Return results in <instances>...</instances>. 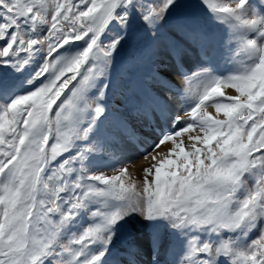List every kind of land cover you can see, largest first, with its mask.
I'll return each instance as SVG.
<instances>
[{
    "label": "snow or ice",
    "instance_id": "6c2138e0",
    "mask_svg": "<svg viewBox=\"0 0 264 264\" xmlns=\"http://www.w3.org/2000/svg\"><path fill=\"white\" fill-rule=\"evenodd\" d=\"M0 264H264V0H0Z\"/></svg>",
    "mask_w": 264,
    "mask_h": 264
},
{
    "label": "rangeland",
    "instance_id": "374dc122",
    "mask_svg": "<svg viewBox=\"0 0 264 264\" xmlns=\"http://www.w3.org/2000/svg\"><path fill=\"white\" fill-rule=\"evenodd\" d=\"M194 11H195L196 15H198L201 18L202 22L207 23L209 27H215L214 25H212L207 20V16L203 12V10L196 9ZM216 31L220 32L221 30L219 28H216ZM133 53H134V47L129 46V47H126L123 51H121L118 54L117 60H116V69L113 72V79L114 80H119L120 75L123 72H127L129 75L134 74L138 78L146 77V75L150 71V67H151L147 58H145L143 61L138 62L134 65H129L126 63L129 60V58L133 55ZM122 65L124 67H122ZM135 69H136V71H135ZM209 111H212V109H209ZM140 161H142V163H143L141 167H143L147 163L146 161H143V160H140ZM137 162H138V160H137ZM130 170L133 172V175L139 177L140 170H137V169L133 170L132 167ZM144 234H145V230L137 224L136 228L129 227L128 229H126L123 237L128 238V240L135 239L136 241H138V240H140V238Z\"/></svg>",
    "mask_w": 264,
    "mask_h": 264
},
{
    "label": "bare ground",
    "instance_id": "6f19581e",
    "mask_svg": "<svg viewBox=\"0 0 264 264\" xmlns=\"http://www.w3.org/2000/svg\"><path fill=\"white\" fill-rule=\"evenodd\" d=\"M162 150L166 152V151H167V146H162ZM142 164H143L142 161L138 160V162H136V163L132 166L133 170H134V169L141 170V168H142V167H141ZM137 170H136V171H137ZM125 242H127V241L121 239L120 245L123 246V244H124ZM138 242H140V243H145V244H146V235L144 234V235L140 238V240H138Z\"/></svg>",
    "mask_w": 264,
    "mask_h": 264
}]
</instances>
